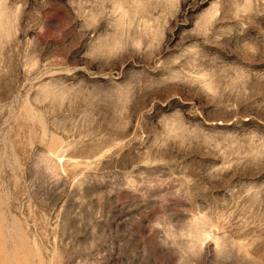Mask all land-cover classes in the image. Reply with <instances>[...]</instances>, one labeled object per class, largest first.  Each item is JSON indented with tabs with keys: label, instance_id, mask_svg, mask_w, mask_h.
Segmentation results:
<instances>
[{
	"label": "rangeland",
	"instance_id": "rangeland-1",
	"mask_svg": "<svg viewBox=\"0 0 264 264\" xmlns=\"http://www.w3.org/2000/svg\"><path fill=\"white\" fill-rule=\"evenodd\" d=\"M0 264H264V0H0Z\"/></svg>",
	"mask_w": 264,
	"mask_h": 264
}]
</instances>
